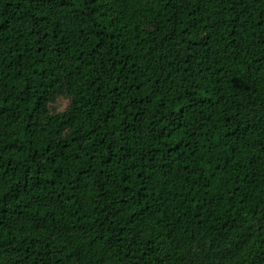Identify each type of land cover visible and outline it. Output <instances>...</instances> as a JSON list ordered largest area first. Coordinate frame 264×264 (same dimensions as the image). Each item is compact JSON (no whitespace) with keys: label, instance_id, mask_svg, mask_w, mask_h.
<instances>
[{"label":"trees","instance_id":"trees-1","mask_svg":"<svg viewBox=\"0 0 264 264\" xmlns=\"http://www.w3.org/2000/svg\"><path fill=\"white\" fill-rule=\"evenodd\" d=\"M0 264H264V0H0Z\"/></svg>","mask_w":264,"mask_h":264},{"label":"rangeland","instance_id":"rangeland-1","mask_svg":"<svg viewBox=\"0 0 264 264\" xmlns=\"http://www.w3.org/2000/svg\"><path fill=\"white\" fill-rule=\"evenodd\" d=\"M67 104L68 102L66 99L59 98L56 107H60V110L63 111L66 108Z\"/></svg>","mask_w":264,"mask_h":264}]
</instances>
